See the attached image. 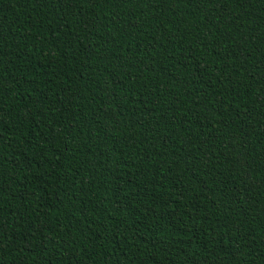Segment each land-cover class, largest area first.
Here are the masks:
<instances>
[{"label":"trees","instance_id":"16d2710c","mask_svg":"<svg viewBox=\"0 0 264 264\" xmlns=\"http://www.w3.org/2000/svg\"><path fill=\"white\" fill-rule=\"evenodd\" d=\"M0 264H264V0H0Z\"/></svg>","mask_w":264,"mask_h":264}]
</instances>
